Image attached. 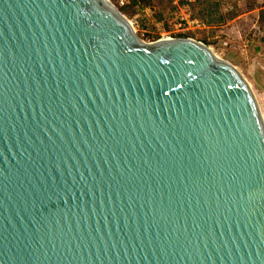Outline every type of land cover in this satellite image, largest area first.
<instances>
[{"label":"water","instance_id":"water-1","mask_svg":"<svg viewBox=\"0 0 264 264\" xmlns=\"http://www.w3.org/2000/svg\"><path fill=\"white\" fill-rule=\"evenodd\" d=\"M0 264H264L245 76L110 0H0Z\"/></svg>","mask_w":264,"mask_h":264},{"label":"rangeland","instance_id":"rangeland-1","mask_svg":"<svg viewBox=\"0 0 264 264\" xmlns=\"http://www.w3.org/2000/svg\"><path fill=\"white\" fill-rule=\"evenodd\" d=\"M110 1L131 21L145 42L172 35L192 37L210 46L239 69L264 109V0H227L233 8L223 24L207 26L203 23L181 31L175 25L178 8L173 0ZM203 7L202 3L197 11L201 13ZM190 10L192 13V8ZM220 11L224 13L222 6Z\"/></svg>","mask_w":264,"mask_h":264},{"label":"trees","instance_id":"trees-1","mask_svg":"<svg viewBox=\"0 0 264 264\" xmlns=\"http://www.w3.org/2000/svg\"><path fill=\"white\" fill-rule=\"evenodd\" d=\"M203 3V11L200 13L197 8ZM221 6L224 9V13H221ZM192 15L198 18L202 23L207 26H213L223 24L226 21L227 14L233 8V5L229 1H216V0H195L192 5Z\"/></svg>","mask_w":264,"mask_h":264},{"label":"built area","instance_id":"built-area-1","mask_svg":"<svg viewBox=\"0 0 264 264\" xmlns=\"http://www.w3.org/2000/svg\"><path fill=\"white\" fill-rule=\"evenodd\" d=\"M178 8L176 17V27L178 31L184 29H194L201 26L203 23L191 13V5L195 0H173ZM167 37H172L167 36ZM176 37V36H175ZM261 108V107H260ZM261 112L264 118V109L261 108Z\"/></svg>","mask_w":264,"mask_h":264},{"label":"bare ground","instance_id":"bare-ground-1","mask_svg":"<svg viewBox=\"0 0 264 264\" xmlns=\"http://www.w3.org/2000/svg\"><path fill=\"white\" fill-rule=\"evenodd\" d=\"M128 21H129V20H128ZM129 22L131 23V21H129ZM131 25H132V23H131ZM169 38H170V37L165 36V37L159 39V41L167 40V39H169Z\"/></svg>","mask_w":264,"mask_h":264}]
</instances>
